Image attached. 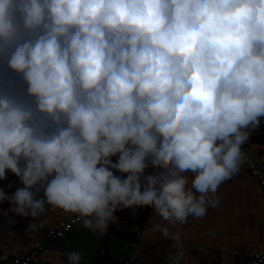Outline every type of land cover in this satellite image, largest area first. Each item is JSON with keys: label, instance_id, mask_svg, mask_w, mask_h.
<instances>
[{"label": "clouds", "instance_id": "1", "mask_svg": "<svg viewBox=\"0 0 264 264\" xmlns=\"http://www.w3.org/2000/svg\"><path fill=\"white\" fill-rule=\"evenodd\" d=\"M0 65L26 86L0 80L11 212L51 206L100 235L124 209L186 224L219 206L264 119V0H0Z\"/></svg>", "mask_w": 264, "mask_h": 264}, {"label": "crops", "instance_id": "2", "mask_svg": "<svg viewBox=\"0 0 264 264\" xmlns=\"http://www.w3.org/2000/svg\"><path fill=\"white\" fill-rule=\"evenodd\" d=\"M0 80L5 86L15 82L17 90L26 87L6 65H0ZM248 131L250 136L243 148L253 160L264 163V123ZM186 175L190 186L192 174ZM20 187L22 183L11 172L7 179L0 180V189L7 195ZM217 196L218 207L208 208L204 218L190 216L186 224L171 225L149 207L137 209L135 215L131 209L117 211V219L103 235L86 229L79 221L66 235L46 240L38 252V263L31 264H68L71 251L82 254L81 264H124L131 253L136 257L135 264H167L169 251L183 254L180 264H242L264 250V188L242 161L239 173L220 185ZM11 207L8 201L0 202V264H15L14 258L32 253L50 228L75 215L49 206L33 219L11 212ZM156 223L170 233L179 232L182 244L153 232ZM30 224L43 227L32 231Z\"/></svg>", "mask_w": 264, "mask_h": 264}, {"label": "built area", "instance_id": "3", "mask_svg": "<svg viewBox=\"0 0 264 264\" xmlns=\"http://www.w3.org/2000/svg\"><path fill=\"white\" fill-rule=\"evenodd\" d=\"M264 123V119H262ZM243 161L247 166L253 171L255 176L258 177L260 185L264 188V163L256 162L253 160L246 150L242 146ZM81 221L77 215H74L69 220H64L59 223L58 226L50 228L45 237L38 241L35 245V249L30 254L20 255L14 258L15 264H31L38 263L39 259L37 257L38 252L44 248V243L46 240L51 238H59L66 235L71 228L77 222ZM135 255L133 253L129 254L126 262L124 264H135ZM264 262V250L254 253L251 257L246 259L242 264H262Z\"/></svg>", "mask_w": 264, "mask_h": 264}]
</instances>
